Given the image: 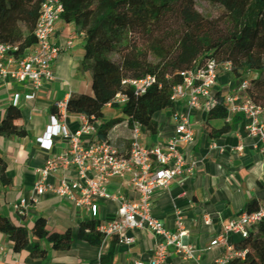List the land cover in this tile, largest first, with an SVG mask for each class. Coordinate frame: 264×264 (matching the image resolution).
Masks as SVG:
<instances>
[{
  "label": "crops",
  "instance_id": "obj_1",
  "mask_svg": "<svg viewBox=\"0 0 264 264\" xmlns=\"http://www.w3.org/2000/svg\"><path fill=\"white\" fill-rule=\"evenodd\" d=\"M2 4L0 1V6ZM69 31L60 21L55 41L65 46L72 37ZM2 39L6 41L3 37ZM32 50L33 47L25 54ZM84 57L85 49L75 39L74 47L65 51L55 66V80L46 85L34 101L25 98V95L31 93L29 82L0 81V126L7 122L9 108L14 104V95L20 94L22 117L18 125L27 132L25 137L0 136V154L7 163V175L12 180L11 185L1 191L0 212L13 224L29 230L38 218L44 217L50 231L64 233L71 230L73 234V244L69 251L51 249L46 260H34L30 258L29 250L20 253L14 251L10 238L0 233V264H94L100 256L108 254L114 238L106 240L100 248L79 239L80 223L91 219L87 212L77 210L56 195L47 193L37 197L34 193L36 170L67 150V143L62 138H54L50 149H43L38 144V140L43 138L51 124L53 109L58 111V103L68 102L66 125L72 133L79 130L83 117L88 118L91 112L98 110L70 102L73 93L96 97L91 92L89 74L83 69ZM216 91H221L225 97L229 95L227 88H216L215 93ZM96 98L103 106V116L97 120L94 117L91 119L98 129L94 141L101 136L105 126L124 119L122 114L119 118L112 119L105 103ZM177 113L188 115L193 124L196 140L192 144L184 145L182 151L186 157L198 162V168L194 176L178 178L168 190L155 193L153 216L163 222L168 230H174L176 212H182L190 231L189 243L196 250L194 260L183 261L172 256L167 264H213L223 255L222 248H211V244L221 233L224 223L245 212H252L264 203V156L256 148L257 140L247 134L242 116L231 120H208L207 111L190 109L186 101L176 102L174 111L157 113L154 117L158 123L157 133L142 128L141 142L148 147L164 146L175 136ZM116 135L120 150L129 151L131 132L121 128ZM241 146L244 148L242 154L234 151ZM61 176H53L50 182L56 183ZM109 191L129 200L137 197L128 189L126 181L118 178L112 179ZM21 200L30 203L24 216H20L16 210V205ZM118 210L119 205L114 201L101 203L98 221L116 219ZM208 217L210 223L207 221ZM129 235L136 238V243L128 246L118 242L115 255L111 257L109 264L148 261L156 249V244L161 241V238L150 232L135 231ZM241 241L239 236L230 237L231 244Z\"/></svg>",
  "mask_w": 264,
  "mask_h": 264
},
{
  "label": "built area",
  "instance_id": "obj_2",
  "mask_svg": "<svg viewBox=\"0 0 264 264\" xmlns=\"http://www.w3.org/2000/svg\"><path fill=\"white\" fill-rule=\"evenodd\" d=\"M65 7L62 0H43L39 18L34 30L35 46L28 54H20V42H7L0 32V81L29 82L31 93L25 95L30 101L37 99L40 91L55 80V66L60 56L74 47V37H70L65 46L55 41L58 23L62 20ZM232 70V63H228ZM220 64L216 59L209 60L202 67L183 74V83L173 88L172 100L186 101L190 109L210 112L217 106L215 96L219 80ZM158 84L149 77L141 82H132L140 93ZM249 88L247 81H242L238 92ZM21 95H14V104L19 107ZM126 96L117 94L113 104L121 106ZM228 119L242 116L245 130L257 140L256 148L264 156V120L263 109L257 104L239 103L237 92L225 99ZM106 106L111 107L108 103ZM58 113L51 117V124L38 144L43 149H50L54 138H62L67 143V150L50 159L43 167L36 170L37 181L34 193L42 197L47 193L67 201L77 210H84L91 219L98 220L100 204L114 201L119 205L118 217L114 220L99 221V229L105 241L116 238L120 244L132 246L136 238L129 234L135 231L150 232L161 238L148 261H134L131 264H167L172 256L183 261L196 258V250L189 243V228L182 212H176L175 228L168 230L163 222L153 216L154 195L166 191L178 178L194 176L198 162L189 159L182 151L184 145L195 142L196 133L190 117L177 113L175 136L164 146L148 147L141 142L142 126H133V141L128 156H124L118 144L110 137L112 128L107 125L102 129L98 140L94 141L98 129L87 117L81 120V126L75 133L66 125L68 102L57 104ZM242 154L241 146L236 150ZM61 174L56 183L50 179ZM126 181L128 189L137 197L129 200L122 195H113L109 191L112 179ZM37 202V199H35ZM30 203L21 200L16 205L20 216H24ZM207 221L210 223L209 217ZM264 224V203L252 212L224 223L219 236L212 242L211 248H222L223 255L213 264H245L250 258L249 249H237L230 243V237L239 236L241 240L259 233ZM102 257L94 264H102Z\"/></svg>",
  "mask_w": 264,
  "mask_h": 264
},
{
  "label": "rangeland",
  "instance_id": "obj_3",
  "mask_svg": "<svg viewBox=\"0 0 264 264\" xmlns=\"http://www.w3.org/2000/svg\"><path fill=\"white\" fill-rule=\"evenodd\" d=\"M0 1L2 37L7 42H21L31 25H36L40 4L37 0ZM254 2L97 0L94 16L86 26L71 23L68 17L61 23L84 49L87 33L99 27L97 42L102 49L84 60L83 69L89 74L91 92L105 105L112 104L106 106L112 119L121 115L119 105L113 102L124 83L149 77L167 82L175 73L202 67L213 47L223 46L216 57L220 64L216 87L227 88L229 95L237 92L241 104L259 105L264 120V9L252 10ZM235 58L258 68L236 80L228 66ZM242 81H247L249 88L238 92ZM257 236L246 264H264V236Z\"/></svg>",
  "mask_w": 264,
  "mask_h": 264
},
{
  "label": "trees",
  "instance_id": "obj_4",
  "mask_svg": "<svg viewBox=\"0 0 264 264\" xmlns=\"http://www.w3.org/2000/svg\"><path fill=\"white\" fill-rule=\"evenodd\" d=\"M42 1L43 0H37V3L41 5ZM96 1L97 0H80L79 2H76V0H62L65 7L62 19L68 17L71 23H76L78 26H86L94 16V11L98 6V4L95 3ZM251 9L263 10L264 0H255ZM25 18L27 19V16ZM35 27L36 25H31L30 32L20 42V54H24L27 50L35 46ZM98 32L99 27L94 26L93 30L87 33L85 60L98 50L102 49L101 44L97 42ZM222 47L223 46H214L213 54L206 55L203 60L204 64L209 60L216 59ZM231 63L232 75L236 80H241L246 73L258 68L253 63L244 61L240 58H235ZM183 80V74L175 73L167 82H158V84L148 88L145 93H140L132 85L124 83L118 90V94L126 96V101L119 106V111L124 116V119L111 124L112 131L110 137L112 141L117 144L118 140L116 138V133L119 129L126 128L131 132V145L133 141L132 130L136 123L140 124L142 128L156 134L158 123L155 121L154 117L157 113L165 110L174 111L176 103L172 100L173 88L182 84ZM215 96L217 106L208 112V120L220 118L228 119V110L225 105L226 97L223 96L221 91H216ZM70 102L92 109L98 108V110L93 111L88 115V119L91 123L92 117L97 120L103 116L101 111L103 107L102 104L92 95L73 93L70 96ZM57 113L58 111L53 109V114L56 115ZM21 117V108L11 105L8 111L7 122L0 126V136L6 138L13 136L25 137L27 132L18 125V121ZM129 151L122 152V154L128 156ZM7 167L4 157L0 154V195L2 189L9 187L12 183V180L7 175ZM0 233H3L10 238L14 244V251L20 253L29 250V256L34 260H46L51 249L54 251H69L73 244V234L71 230L64 233L50 231L48 229V221L44 217L38 218L33 228L29 230L26 227L13 224L0 212ZM258 234L264 236V224L259 227ZM257 235H251L250 238L236 244L237 249L251 250L258 238ZM78 237L87 242L90 246L97 248L102 247L105 242L104 234L99 229V221L95 219L84 220L80 223ZM117 244L118 240L114 238L111 241L108 254L102 257V264H109L111 257L115 255Z\"/></svg>",
  "mask_w": 264,
  "mask_h": 264
}]
</instances>
